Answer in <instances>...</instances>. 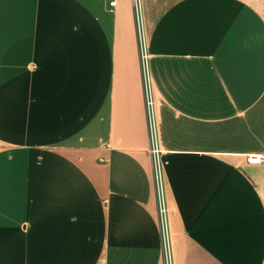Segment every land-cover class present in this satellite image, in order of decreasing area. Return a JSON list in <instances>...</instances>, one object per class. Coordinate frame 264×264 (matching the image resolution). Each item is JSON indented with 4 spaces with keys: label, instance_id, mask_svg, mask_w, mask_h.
I'll return each mask as SVG.
<instances>
[{
    "label": "crops",
    "instance_id": "1",
    "mask_svg": "<svg viewBox=\"0 0 264 264\" xmlns=\"http://www.w3.org/2000/svg\"><path fill=\"white\" fill-rule=\"evenodd\" d=\"M0 0V264H165L133 0ZM175 264H264V0H144Z\"/></svg>",
    "mask_w": 264,
    "mask_h": 264
},
{
    "label": "built area",
    "instance_id": "2",
    "mask_svg": "<svg viewBox=\"0 0 264 264\" xmlns=\"http://www.w3.org/2000/svg\"><path fill=\"white\" fill-rule=\"evenodd\" d=\"M110 5L114 6L115 0L110 1ZM133 5L136 20L138 47L143 72L146 106L149 119L151 138L150 153L153 161L154 183L158 200L159 224L162 234L163 259L165 264H175L173 254V240L170 227L169 207L166 199L165 166L167 161L160 146L156 128L155 99L150 70L151 51L144 11V0H133Z\"/></svg>",
    "mask_w": 264,
    "mask_h": 264
}]
</instances>
